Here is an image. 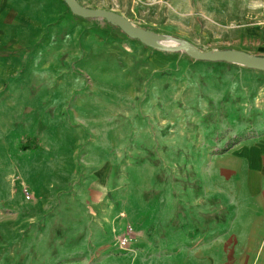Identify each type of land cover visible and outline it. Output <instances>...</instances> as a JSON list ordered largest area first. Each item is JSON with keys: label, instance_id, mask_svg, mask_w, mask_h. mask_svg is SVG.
Instances as JSON below:
<instances>
[{"label": "rangeland", "instance_id": "obj_1", "mask_svg": "<svg viewBox=\"0 0 264 264\" xmlns=\"http://www.w3.org/2000/svg\"><path fill=\"white\" fill-rule=\"evenodd\" d=\"M77 1L203 51L264 56V0ZM263 127L264 72L160 52L62 0H0V258L45 237L56 261L101 255L103 220L118 227L137 200L181 207L198 164Z\"/></svg>", "mask_w": 264, "mask_h": 264}, {"label": "crops", "instance_id": "obj_2", "mask_svg": "<svg viewBox=\"0 0 264 264\" xmlns=\"http://www.w3.org/2000/svg\"><path fill=\"white\" fill-rule=\"evenodd\" d=\"M196 170L194 182L182 189L181 207L168 202L144 211L137 200L131 216L122 218L118 227L108 217L103 230H91L92 242L105 240L101 255L56 261L47 253L45 237L35 247L23 241L0 264H264V127L210 155ZM133 221L134 233L125 242L109 240Z\"/></svg>", "mask_w": 264, "mask_h": 264}, {"label": "water", "instance_id": "obj_3", "mask_svg": "<svg viewBox=\"0 0 264 264\" xmlns=\"http://www.w3.org/2000/svg\"><path fill=\"white\" fill-rule=\"evenodd\" d=\"M69 11L83 19H101L118 28L125 36L142 45L163 53H185L197 61L223 62L247 69L264 72V56L237 49L201 50L188 42L171 35L158 34L132 23L126 17L106 9H93L81 5L77 0H62Z\"/></svg>", "mask_w": 264, "mask_h": 264}, {"label": "trees", "instance_id": "obj_4", "mask_svg": "<svg viewBox=\"0 0 264 264\" xmlns=\"http://www.w3.org/2000/svg\"><path fill=\"white\" fill-rule=\"evenodd\" d=\"M37 147V136L35 135H33L32 137H28L24 142V145L22 146L23 149H36Z\"/></svg>", "mask_w": 264, "mask_h": 264}]
</instances>
